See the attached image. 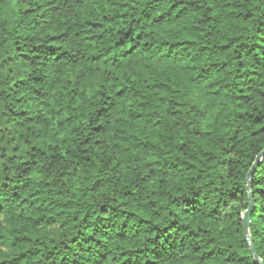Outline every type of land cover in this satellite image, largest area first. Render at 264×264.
<instances>
[{
	"label": "trees",
	"instance_id": "16d2710c",
	"mask_svg": "<svg viewBox=\"0 0 264 264\" xmlns=\"http://www.w3.org/2000/svg\"><path fill=\"white\" fill-rule=\"evenodd\" d=\"M263 151L264 0H0V264H260Z\"/></svg>",
	"mask_w": 264,
	"mask_h": 264
},
{
	"label": "water",
	"instance_id": "95a60500",
	"mask_svg": "<svg viewBox=\"0 0 264 264\" xmlns=\"http://www.w3.org/2000/svg\"><path fill=\"white\" fill-rule=\"evenodd\" d=\"M264 155V151L256 158V161L254 163V165L252 166V168L250 169L249 173H248V185L250 188V192H249V198H250V205L249 208L246 210V212L244 213L243 217H242V222H243V228H244V233H245V237L249 243L250 246V251L251 253L254 255V258L257 262H259L260 264H264V262L259 258L258 254L256 253V250L254 248V245L252 243L251 240V235H250V224H251V215L254 209V202H253V198H252V177L254 175L255 169L257 167V165L259 164V162L262 159V156Z\"/></svg>",
	"mask_w": 264,
	"mask_h": 264
}]
</instances>
